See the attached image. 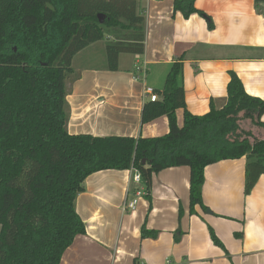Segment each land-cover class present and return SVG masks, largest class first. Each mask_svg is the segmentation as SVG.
<instances>
[{
  "label": "trees",
  "instance_id": "16d2710c",
  "mask_svg": "<svg viewBox=\"0 0 264 264\" xmlns=\"http://www.w3.org/2000/svg\"><path fill=\"white\" fill-rule=\"evenodd\" d=\"M194 2L174 0L173 9L188 18L200 12ZM144 21L139 0H0V264H59L85 233L74 200L94 172L133 167L148 192L154 173L188 166L191 211L203 207L207 165L244 157L245 194L264 173V138L240 126L248 119L264 133V100L248 94L230 71L226 97L210 100L203 115L190 113L180 83L182 58L157 90L162 99L142 109L143 124L165 115L167 133L134 138L68 132L67 88L77 77L73 57L104 39L108 69L117 70L120 53H143ZM177 109H183L181 126ZM156 235L141 230L142 237ZM211 237L220 244L213 231Z\"/></svg>",
  "mask_w": 264,
  "mask_h": 264
},
{
  "label": "crops",
  "instance_id": "0c3cea01",
  "mask_svg": "<svg viewBox=\"0 0 264 264\" xmlns=\"http://www.w3.org/2000/svg\"><path fill=\"white\" fill-rule=\"evenodd\" d=\"M139 1L145 16L142 54L120 53L117 70H110L103 39L73 57L77 77L67 88L69 133L134 138L167 133L165 115L142 123L149 101L143 88L161 90L178 58L183 62L185 104L192 114L203 115L210 100L220 103L226 97L230 71L248 94L264 100V4L195 0L200 12L185 18L174 11V0ZM140 63L145 75L137 79L135 66ZM176 116L181 126L183 109ZM189 179L188 166L168 167L152 175L147 192L142 181L132 179L130 169L90 174L74 200L85 233L74 238L59 264H264V173L245 194L244 157L207 165L203 207L195 205L192 211ZM133 198L135 208L123 210ZM143 227L157 235L142 237ZM211 231L221 245L214 243Z\"/></svg>",
  "mask_w": 264,
  "mask_h": 264
},
{
  "label": "built area",
  "instance_id": "2783aa9c",
  "mask_svg": "<svg viewBox=\"0 0 264 264\" xmlns=\"http://www.w3.org/2000/svg\"><path fill=\"white\" fill-rule=\"evenodd\" d=\"M135 78L139 79L140 76L143 77V75H145V67H144V64L140 63V64H136L135 66ZM143 96L147 97L150 101H155V100H158L159 99V96L158 94L155 92V90L153 88H151L150 86H144L143 88ZM132 172V179L135 181V182H141L142 179H141V174L140 172L131 167L129 168ZM141 191H136L135 195L137 197L141 196ZM137 203V198H133L132 200L130 201H126L123 205V210H133L135 208V205Z\"/></svg>",
  "mask_w": 264,
  "mask_h": 264
},
{
  "label": "rangeland",
  "instance_id": "374dc122",
  "mask_svg": "<svg viewBox=\"0 0 264 264\" xmlns=\"http://www.w3.org/2000/svg\"><path fill=\"white\" fill-rule=\"evenodd\" d=\"M182 123V120L179 119V124ZM240 126L242 129L244 130H249L250 132H252L254 135H256L257 137H263L264 138V133L262 129H259L257 127H255L250 120L248 119H244L240 122ZM164 132H158V135H163Z\"/></svg>",
  "mask_w": 264,
  "mask_h": 264
},
{
  "label": "water",
  "instance_id": "95a60500",
  "mask_svg": "<svg viewBox=\"0 0 264 264\" xmlns=\"http://www.w3.org/2000/svg\"><path fill=\"white\" fill-rule=\"evenodd\" d=\"M98 17H99V20H100V22H101L102 19H103L102 14H98ZM143 162H145V161H143Z\"/></svg>",
  "mask_w": 264,
  "mask_h": 264
}]
</instances>
